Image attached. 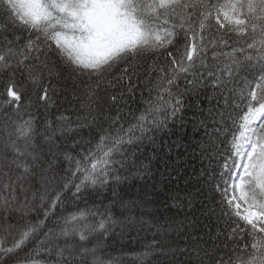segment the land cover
<instances>
[{
	"label": "snow or ice",
	"instance_id": "6c2138e0",
	"mask_svg": "<svg viewBox=\"0 0 264 264\" xmlns=\"http://www.w3.org/2000/svg\"><path fill=\"white\" fill-rule=\"evenodd\" d=\"M0 86V264H264V0H0Z\"/></svg>",
	"mask_w": 264,
	"mask_h": 264
},
{
	"label": "trees",
	"instance_id": "16d2710c",
	"mask_svg": "<svg viewBox=\"0 0 264 264\" xmlns=\"http://www.w3.org/2000/svg\"><path fill=\"white\" fill-rule=\"evenodd\" d=\"M2 90V86H0V91ZM159 179V176H155L151 180L134 178L123 187L118 189V191L125 200L138 199L144 187L147 186L150 188L151 184L154 182H159ZM160 199H163V197H161ZM71 210L73 209L70 208L69 211ZM160 211H164L163 205H160ZM109 244L111 246L104 253V258L111 259L113 257H119L121 260V264H133L134 255L142 250L140 245L135 240H130L128 238L119 240L116 243L109 242ZM21 255H23V253H21ZM40 258L41 257H37V259Z\"/></svg>",
	"mask_w": 264,
	"mask_h": 264
}]
</instances>
